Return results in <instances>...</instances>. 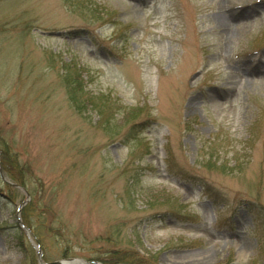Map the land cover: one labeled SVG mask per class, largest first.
Instances as JSON below:
<instances>
[{
	"label": "rangeland",
	"instance_id": "rangeland-1",
	"mask_svg": "<svg viewBox=\"0 0 264 264\" xmlns=\"http://www.w3.org/2000/svg\"><path fill=\"white\" fill-rule=\"evenodd\" d=\"M263 151L264 0H0V264H264Z\"/></svg>",
	"mask_w": 264,
	"mask_h": 264
},
{
	"label": "trees",
	"instance_id": "trees-1",
	"mask_svg": "<svg viewBox=\"0 0 264 264\" xmlns=\"http://www.w3.org/2000/svg\"><path fill=\"white\" fill-rule=\"evenodd\" d=\"M87 1V0H85ZM72 6V4H71ZM66 73L63 78V85L67 90L69 101L72 104V106L75 108V110L79 112V110L82 109V107L88 106L91 110L95 111L98 115L103 116V113L106 111V109H109V98L107 96L101 95V96H91L84 91H82V79H81V72L76 65L73 64H68L65 67ZM111 114L109 113L108 117ZM141 123H138L136 125L132 124L130 126V129H133L134 127H141ZM6 155L5 153H0V163L3 165L2 166V175L5 178L6 171L4 170L7 169L8 167L11 168L10 171L13 169L19 170L18 165L19 163L16 161V159L11 158L10 160L5 159ZM7 162H6V161ZM263 161H264V151H263ZM6 162V164H4ZM209 168V164L207 165ZM213 166L211 165V168ZM167 170L169 174L177 179H182L184 181L190 182L193 185H199L203 191L205 192V195H207L209 198H213L214 200H224L225 201V196L221 195V193H218L219 191L217 189H214V187L210 186L208 183H206V180L202 177H198L197 175H194L193 173L186 171L182 169V167L176 165V163L173 160H168L167 161ZM8 171V174H10V178H14V174L10 173ZM5 172V173H4ZM16 178L18 181L20 180V176L15 174ZM1 179V177H0ZM22 182V181H20ZM237 201H242V199H237ZM226 202V201H225ZM229 203L224 204L227 206ZM246 207L248 210L252 213H256L258 216H260L258 219L262 220L264 223V204L257 201V200H245ZM232 211V210H231ZM172 214H176V212L172 211L170 212ZM22 215L25 217V213L23 212ZM256 219V220H258ZM28 228L30 230L31 226L28 225ZM33 235L34 240L38 243L39 246H41V242L38 238V236L30 231ZM117 246V242L112 241V245ZM24 246L23 242L19 243V246ZM27 246L23 247L25 253L29 258H31V261H34V256L33 254H30L31 251H27L25 248ZM92 264H95L96 262H100L101 264H143L141 263V257H139L136 252L128 247H112L110 250H107L106 255H97L96 257L89 258Z\"/></svg>",
	"mask_w": 264,
	"mask_h": 264
},
{
	"label": "water",
	"instance_id": "water-1",
	"mask_svg": "<svg viewBox=\"0 0 264 264\" xmlns=\"http://www.w3.org/2000/svg\"><path fill=\"white\" fill-rule=\"evenodd\" d=\"M39 253V252H38ZM67 263H71V264H88V263H84L82 261L79 260H66V261H54V262H50V263H41V261H38V264H67Z\"/></svg>",
	"mask_w": 264,
	"mask_h": 264
},
{
	"label": "bare ground",
	"instance_id": "bare-ground-1",
	"mask_svg": "<svg viewBox=\"0 0 264 264\" xmlns=\"http://www.w3.org/2000/svg\"><path fill=\"white\" fill-rule=\"evenodd\" d=\"M221 25H223L221 27H223V29H224L223 31H221V33L223 34V36L228 37L230 35V31H228V25H225V24H222V23H221ZM67 264H69V263H67Z\"/></svg>",
	"mask_w": 264,
	"mask_h": 264
}]
</instances>
